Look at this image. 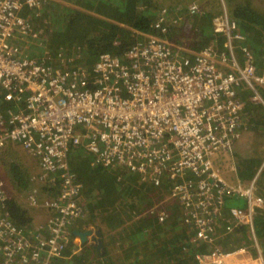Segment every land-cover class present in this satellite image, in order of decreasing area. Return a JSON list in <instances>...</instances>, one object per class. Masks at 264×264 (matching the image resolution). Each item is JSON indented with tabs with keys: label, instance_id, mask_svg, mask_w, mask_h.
Wrapping results in <instances>:
<instances>
[{
	"label": "built area",
	"instance_id": "2783aa9c",
	"mask_svg": "<svg viewBox=\"0 0 264 264\" xmlns=\"http://www.w3.org/2000/svg\"><path fill=\"white\" fill-rule=\"evenodd\" d=\"M44 1L0 0V96L18 106L0 112V152L10 141L22 145L37 158L44 179L58 183V195L44 202L30 196L29 204L51 210L44 233H34L10 219L0 183V264H51L64 257L70 225L84 214L76 200L83 185L70 162L72 146H83L95 165H123L154 187L167 182L166 198L182 203L184 223L196 229L194 242L215 245L223 205L238 196L246 206L231 209L234 225L248 227L257 242L253 215L264 210L257 178L246 186L231 183L216 165L239 137L245 101L238 89L263 102L264 55L254 54L224 0L213 20L225 37L223 49L213 44L191 59L162 37L167 24L180 21L164 11L154 24L161 36H148L122 57L102 53L91 72L55 68L47 55L34 57L19 46L44 34L30 20ZM190 10L195 14L200 6ZM149 212L160 222L170 219L159 203ZM258 250L254 256L249 247L224 252L214 246L196 258L200 264H229L239 255L264 264Z\"/></svg>",
	"mask_w": 264,
	"mask_h": 264
},
{
	"label": "trees",
	"instance_id": "16d2710c",
	"mask_svg": "<svg viewBox=\"0 0 264 264\" xmlns=\"http://www.w3.org/2000/svg\"><path fill=\"white\" fill-rule=\"evenodd\" d=\"M194 1L46 0L40 12L30 18L34 30L43 29L44 34L38 40L27 37L19 42V46L34 57L47 55V63L55 68L74 70L80 67L91 72L102 53L122 57L148 36H161V31L154 26L155 22L164 11L169 17L175 11L185 15L184 25L192 28L189 32L181 30V34L176 27L167 24L169 29L162 37L175 44H185L184 36L188 39L193 35L199 50L217 43L223 49L225 37L216 33L212 24L216 16L213 12H216V17L221 13L218 0H210L213 12L207 7L197 16L188 12L189 3ZM226 2L229 14L237 20L240 32L246 36L254 54L263 56L264 0ZM24 15L30 16V11L25 10ZM237 53L243 65L245 56L240 51ZM187 54L191 59L195 55ZM238 91L245 101L241 125L245 130L239 141L222 156L233 157L236 181L246 186L253 180L264 159V89L261 92L263 102L252 100L250 90L241 87ZM17 108L16 103L0 96L1 113L7 114L9 109ZM69 157L83 185V191L76 200L84 208L82 217L70 225L71 238L74 239L75 229L81 230L88 223L95 224L102 228L103 236L106 234L103 239L105 253L89 244L77 248L71 241L64 257L51 264H200L196 255L214 246L224 252L249 247L254 256H258L259 247L264 259V210H258L253 215L256 242L248 227L234 225L231 209L246 205L238 196H229L223 205L216 225L215 245L201 244L193 241L196 229L184 223L182 203L176 201L164 205L157 196L161 191L168 190L167 182L161 187H153L139 173L123 165H95L93 156L83 146H72ZM225 161L228 162L226 158ZM12 171L14 180L23 189L31 185L24 169ZM47 184L53 188L52 194L56 197L58 183ZM256 185L258 191L264 193V167ZM119 203L125 208L121 213L117 211ZM156 203H159V209L164 208L172 214L166 222H160L156 213L149 212ZM28 206L22 208L8 201L4 209L15 224L31 232L42 233V228L31 226ZM120 214H126L127 218L116 222Z\"/></svg>",
	"mask_w": 264,
	"mask_h": 264
},
{
	"label": "crops",
	"instance_id": "0c3cea01",
	"mask_svg": "<svg viewBox=\"0 0 264 264\" xmlns=\"http://www.w3.org/2000/svg\"><path fill=\"white\" fill-rule=\"evenodd\" d=\"M177 12L174 11V13H171V16H174ZM180 21L176 26V29H178V32L182 34L181 30L184 31L187 29L189 30L192 28H188L185 26V15L179 14ZM215 18H213L214 20ZM214 24V23H212ZM185 27V28H184ZM187 27V28H186ZM185 43V42H184ZM173 46L175 48L180 49L184 54L188 55L187 53L196 54L200 50L196 48V42L193 40L192 37L188 38L185 44H175L172 42ZM226 70H229L226 68ZM243 88V87H242ZM245 90H249L247 88H244ZM243 124V123H242ZM245 130L244 126L238 127V133L239 137L236 141H239L242 135V131ZM235 141V143H236ZM232 155V154H231ZM225 158L228 160V162L225 161ZM37 164H35L34 162ZM219 170H221L226 178L231 182H236V172L233 165V157H228L226 155L225 157L222 156L218 161L217 165ZM264 167V159L262 161L261 166L257 170V173L255 174V177L257 178ZM21 168L25 170L26 175L28 176L27 180L28 183L31 185L27 189H23L21 185H18L15 182H13L14 175L13 171H18ZM44 171L42 170L37 158L33 155H31L29 152H27L22 145L10 141L6 144V146L1 150L0 152V179L8 178L9 185H11L12 191L9 189L7 192V196L11 199L12 203L17 204L18 206H21L22 208H25L26 202H30V196L37 198L40 202H44V199H52L54 198L52 194L53 188L47 184V180L44 179ZM58 190V189H57ZM259 195L264 198V193H261L259 191ZM25 196V197H24ZM244 201V200H243ZM245 202V201H244ZM29 204L27 207V212L29 219H31V226L32 227H38V229H41L44 225H48L50 219H51V210L46 208L43 204L38 203L37 206ZM172 214H170L171 217ZM90 226V230H93L94 232L97 231V229L102 230L101 227H97L95 224L92 223L86 224L83 229H75L73 232L75 235L79 232H83L85 229H87ZM102 233V231H101ZM94 235H96L94 233ZM106 235V234H105ZM102 233V242L104 246V237ZM93 236L90 235L88 237V242H84L85 244H89L92 246V244L95 242L92 238ZM76 245V241H75ZM114 247V245H112ZM78 248V246L76 245ZM105 250V247H104ZM105 253V251H104Z\"/></svg>",
	"mask_w": 264,
	"mask_h": 264
},
{
	"label": "rangeland",
	"instance_id": "374dc122",
	"mask_svg": "<svg viewBox=\"0 0 264 264\" xmlns=\"http://www.w3.org/2000/svg\"><path fill=\"white\" fill-rule=\"evenodd\" d=\"M160 1V0H159ZM218 2H219V7H220V2H221V0H218ZM224 2H225V4L227 5V2H226V0H224ZM177 3H178V1H177ZM213 12V11H212ZM214 14L213 15H216L217 16V14H216V12H213ZM220 14V13H219ZM218 14V15H219ZM178 16H179V14H178ZM216 16H214V18H216ZM201 19V17H199V20ZM190 37H192L193 38V35L192 36H190ZM184 41L186 42L187 41V38L184 36ZM197 42H198V40H197ZM34 162V161H33ZM35 164H37L36 162H34ZM166 191L164 192V191H161L157 196L159 197V198H161L160 200H161V202H163L164 203V205H166L167 204V202H168V200H167V198H166ZM25 197V196H24ZM173 202H176V200H174ZM173 202H170V203H173ZM26 206H28L29 205V203L28 202H26V204H25ZM24 205V206H25ZM123 209H125L120 203L119 204H117V211L118 212H122L123 211ZM126 218H127V215L126 214H120L118 217H116V222H123L124 220H126ZM33 228H35V229H38V227H33ZM229 264H262L260 261L259 262H256V261H252V260H246V257L245 256H240L239 257V255H238V257H236V258H234V259H232V260H230V262H229Z\"/></svg>",
	"mask_w": 264,
	"mask_h": 264
},
{
	"label": "water",
	"instance_id": "95a60500",
	"mask_svg": "<svg viewBox=\"0 0 264 264\" xmlns=\"http://www.w3.org/2000/svg\"><path fill=\"white\" fill-rule=\"evenodd\" d=\"M91 225L87 229H85L83 232H79L76 234V245L79 247H82L84 245V242L88 240V237L92 235L93 240L95 241L92 246L96 248L97 250H101L104 253V246L102 242V233L100 229H97V231L90 230ZM94 233L96 235H94Z\"/></svg>",
	"mask_w": 264,
	"mask_h": 264
},
{
	"label": "flooded vegetation",
	"instance_id": "af4514ba",
	"mask_svg": "<svg viewBox=\"0 0 264 264\" xmlns=\"http://www.w3.org/2000/svg\"><path fill=\"white\" fill-rule=\"evenodd\" d=\"M194 2L198 3L201 9L206 10V8L208 7L210 9V11H213V7L209 5L210 4V0H195ZM194 2H192V3H194ZM207 5H209V6H207ZM166 8H168V7H166ZM215 11H217V9H215ZM13 182H15L14 179H13ZM0 183H1L2 187H3V190L5 191L7 202L8 201L11 202V199L7 196L8 190L10 189L12 191L11 185H9V182H8V178L0 179Z\"/></svg>",
	"mask_w": 264,
	"mask_h": 264
},
{
	"label": "clouds",
	"instance_id": "9594fccd",
	"mask_svg": "<svg viewBox=\"0 0 264 264\" xmlns=\"http://www.w3.org/2000/svg\"><path fill=\"white\" fill-rule=\"evenodd\" d=\"M194 4H196V5L199 6L198 3H195V2H194V3H190V4L188 5V7H189L188 12H190L191 15H195V14H196V16H197L199 13H202V12H203V9L200 8V12H197V13H195V14H192V13H191V10H190V6H192V5H194ZM172 13H174V12L172 11ZM178 14H180V13L177 12L174 16H171V17H172V18L179 17ZM178 23H179V22H178ZM178 23H177V24H178ZM177 24H174V25H171V26H176ZM153 187H154V186H153ZM257 190H258V188H257ZM258 194H259V191H258ZM156 204H157V203H156ZM156 204H155V205H156ZM155 205H152L151 208H153ZM245 206H246V205H245ZM245 206H244V207H245ZM244 207H243V208H244ZM151 208H150V209H151ZM150 209H149V211H150ZM34 233H35V232H34ZM42 233H44V232H42ZM73 234H74V233H73ZM75 238H76V235L74 234V239L72 240V244H74V245H75V241H76ZM86 242H88V240H87ZM75 246H76V245H75ZM78 248H81V247L78 246ZM238 249H239V248H238ZM236 250H237V249H236ZM258 256H259V254H258ZM261 256H262V255H261ZM62 258H63V257H62ZM62 258H59V259H62ZM262 259H263V256H262ZM263 260H264V259H263ZM51 263H52V262H51Z\"/></svg>",
	"mask_w": 264,
	"mask_h": 264
}]
</instances>
